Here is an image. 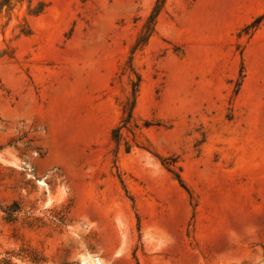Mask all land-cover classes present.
<instances>
[{"label":"rangeland","instance_id":"374dc122","mask_svg":"<svg viewBox=\"0 0 264 264\" xmlns=\"http://www.w3.org/2000/svg\"><path fill=\"white\" fill-rule=\"evenodd\" d=\"M261 238L264 0H0V264H264Z\"/></svg>","mask_w":264,"mask_h":264},{"label":"bare ground","instance_id":"6f19581e","mask_svg":"<svg viewBox=\"0 0 264 264\" xmlns=\"http://www.w3.org/2000/svg\"><path fill=\"white\" fill-rule=\"evenodd\" d=\"M40 184H44L46 185L45 181H41ZM104 264V262L102 261V259L98 256L95 255H83L82 256V261L81 264Z\"/></svg>","mask_w":264,"mask_h":264},{"label":"crops","instance_id":"0c3cea01","mask_svg":"<svg viewBox=\"0 0 264 264\" xmlns=\"http://www.w3.org/2000/svg\"><path fill=\"white\" fill-rule=\"evenodd\" d=\"M260 240H263L264 241V239H262V238Z\"/></svg>","mask_w":264,"mask_h":264}]
</instances>
